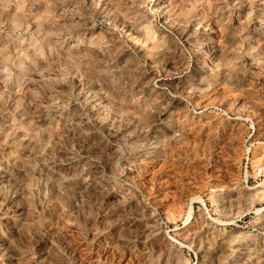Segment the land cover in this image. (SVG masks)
Segmentation results:
<instances>
[{"label": "rangeland", "instance_id": "1", "mask_svg": "<svg viewBox=\"0 0 264 264\" xmlns=\"http://www.w3.org/2000/svg\"><path fill=\"white\" fill-rule=\"evenodd\" d=\"M0 264H264V0H0Z\"/></svg>", "mask_w": 264, "mask_h": 264}, {"label": "bare ground", "instance_id": "2", "mask_svg": "<svg viewBox=\"0 0 264 264\" xmlns=\"http://www.w3.org/2000/svg\"><path fill=\"white\" fill-rule=\"evenodd\" d=\"M233 244V243H232ZM234 246V245H233Z\"/></svg>", "mask_w": 264, "mask_h": 264}]
</instances>
